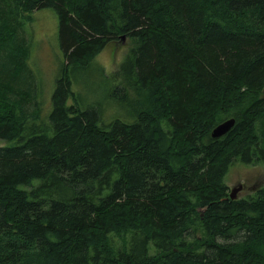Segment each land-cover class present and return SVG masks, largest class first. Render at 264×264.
<instances>
[{
  "label": "trees",
  "instance_id": "1",
  "mask_svg": "<svg viewBox=\"0 0 264 264\" xmlns=\"http://www.w3.org/2000/svg\"><path fill=\"white\" fill-rule=\"evenodd\" d=\"M39 9L64 57L47 114L21 35ZM124 40L86 100L72 84ZM263 91L264 0H0V264H264V189L224 183L264 167Z\"/></svg>",
  "mask_w": 264,
  "mask_h": 264
},
{
  "label": "rangeland",
  "instance_id": "2",
  "mask_svg": "<svg viewBox=\"0 0 264 264\" xmlns=\"http://www.w3.org/2000/svg\"><path fill=\"white\" fill-rule=\"evenodd\" d=\"M21 31L28 49L25 65L33 74L39 97L44 102L42 112L47 114L51 110L55 78L64 62L59 46L57 17L50 9L36 10L31 14V19L24 22ZM127 48L125 40L116 45L108 44L94 58L91 70L79 77L80 82L72 84L73 89L88 101L96 99V65L103 67L107 74L113 72L125 57ZM111 110L115 112L116 108L106 104V118L107 112ZM224 183L228 186V192L235 187L242 188L237 194L238 198L254 194L259 189H264V167L235 164L225 175Z\"/></svg>",
  "mask_w": 264,
  "mask_h": 264
},
{
  "label": "water",
  "instance_id": "3",
  "mask_svg": "<svg viewBox=\"0 0 264 264\" xmlns=\"http://www.w3.org/2000/svg\"><path fill=\"white\" fill-rule=\"evenodd\" d=\"M233 124H234V119H230V120H227V121L221 123L212 131V133H211L212 138L215 139V138H219V137L225 135V133L231 129ZM234 193H235V191H233V193L231 194L232 198L234 197Z\"/></svg>",
  "mask_w": 264,
  "mask_h": 264
},
{
  "label": "bare ground",
  "instance_id": "4",
  "mask_svg": "<svg viewBox=\"0 0 264 264\" xmlns=\"http://www.w3.org/2000/svg\"><path fill=\"white\" fill-rule=\"evenodd\" d=\"M230 119H231V118H230ZM230 119H226V120L222 121L221 123H223V122H225V121H227V120H230ZM221 123L217 124V125L212 129V131H213L218 125H220ZM211 133H212V132H211ZM240 189H242V188H241V187H235V188H232L231 191L229 192V197H230L231 199H235V198L237 197V194H238V192H239ZM233 191H235V193H234V197L232 198V197H231V194L233 193Z\"/></svg>",
  "mask_w": 264,
  "mask_h": 264
}]
</instances>
